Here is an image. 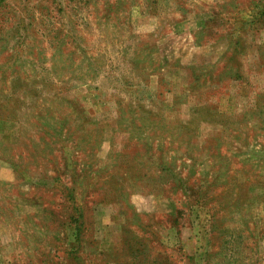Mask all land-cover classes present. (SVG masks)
Here are the masks:
<instances>
[{
  "label": "rangeland",
  "instance_id": "374dc122",
  "mask_svg": "<svg viewBox=\"0 0 264 264\" xmlns=\"http://www.w3.org/2000/svg\"><path fill=\"white\" fill-rule=\"evenodd\" d=\"M0 264H264V0H0Z\"/></svg>",
  "mask_w": 264,
  "mask_h": 264
}]
</instances>
